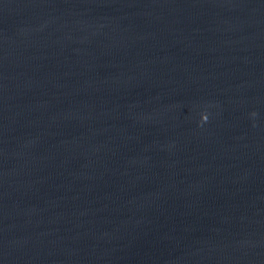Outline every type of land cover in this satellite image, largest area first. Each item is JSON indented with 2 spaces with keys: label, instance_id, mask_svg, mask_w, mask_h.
<instances>
[{
  "label": "water",
  "instance_id": "1",
  "mask_svg": "<svg viewBox=\"0 0 264 264\" xmlns=\"http://www.w3.org/2000/svg\"><path fill=\"white\" fill-rule=\"evenodd\" d=\"M0 264H264V0H0Z\"/></svg>",
  "mask_w": 264,
  "mask_h": 264
}]
</instances>
